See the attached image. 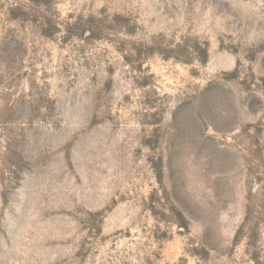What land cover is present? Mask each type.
Instances as JSON below:
<instances>
[{"label":"rangeland","instance_id":"obj_1","mask_svg":"<svg viewBox=\"0 0 264 264\" xmlns=\"http://www.w3.org/2000/svg\"><path fill=\"white\" fill-rule=\"evenodd\" d=\"M0 264H264V0H0Z\"/></svg>","mask_w":264,"mask_h":264}]
</instances>
